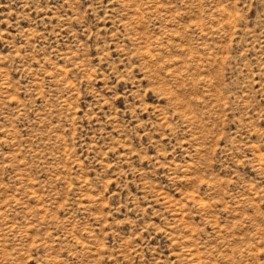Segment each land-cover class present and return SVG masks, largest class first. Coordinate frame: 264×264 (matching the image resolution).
I'll list each match as a JSON object with an SVG mask.
<instances>
[{
    "label": "rangeland",
    "instance_id": "obj_1",
    "mask_svg": "<svg viewBox=\"0 0 264 264\" xmlns=\"http://www.w3.org/2000/svg\"><path fill=\"white\" fill-rule=\"evenodd\" d=\"M0 264H264V0H0Z\"/></svg>",
    "mask_w": 264,
    "mask_h": 264
},
{
    "label": "bare ground",
    "instance_id": "obj_2",
    "mask_svg": "<svg viewBox=\"0 0 264 264\" xmlns=\"http://www.w3.org/2000/svg\"><path fill=\"white\" fill-rule=\"evenodd\" d=\"M126 29V28H125ZM129 31V30H128ZM128 33V32H127ZM134 33V32H133ZM139 33V32H138ZM137 34V33H136ZM138 35V34H137ZM141 36V35H140ZM144 37H146V36H144ZM143 38V37H142ZM127 39H129V38H127ZM137 39V38H136ZM146 39V38H145ZM136 41V40H135ZM139 41V40H138ZM142 42H143V40H142ZM136 43V42H135ZM138 45V44H137ZM142 45V44H141ZM8 84V83H7ZM165 121V120H164ZM166 122V121H165ZM163 124V123H162ZM163 200V199H162Z\"/></svg>",
    "mask_w": 264,
    "mask_h": 264
}]
</instances>
